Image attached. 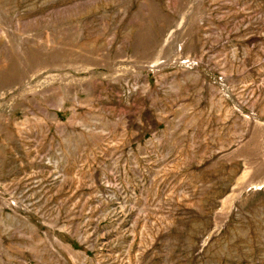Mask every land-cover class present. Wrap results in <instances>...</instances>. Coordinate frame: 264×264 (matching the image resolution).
Listing matches in <instances>:
<instances>
[{
	"label": "rangeland",
	"instance_id": "374dc122",
	"mask_svg": "<svg viewBox=\"0 0 264 264\" xmlns=\"http://www.w3.org/2000/svg\"><path fill=\"white\" fill-rule=\"evenodd\" d=\"M0 264H264V0H0Z\"/></svg>",
	"mask_w": 264,
	"mask_h": 264
}]
</instances>
